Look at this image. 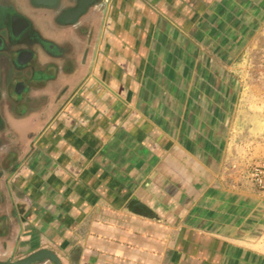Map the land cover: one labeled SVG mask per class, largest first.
Listing matches in <instances>:
<instances>
[{
  "label": "crops",
  "instance_id": "1",
  "mask_svg": "<svg viewBox=\"0 0 264 264\" xmlns=\"http://www.w3.org/2000/svg\"><path fill=\"white\" fill-rule=\"evenodd\" d=\"M261 22L264 0H110L83 64L48 37L38 96L9 115L0 260L264 264V137L236 132L234 74Z\"/></svg>",
  "mask_w": 264,
  "mask_h": 264
},
{
  "label": "flooded vegetation",
  "instance_id": "2",
  "mask_svg": "<svg viewBox=\"0 0 264 264\" xmlns=\"http://www.w3.org/2000/svg\"><path fill=\"white\" fill-rule=\"evenodd\" d=\"M110 0H1L0 6V162L8 158L11 140L9 115L25 98L38 96L34 85L37 67L54 62L48 37L71 40L72 49L62 57L65 64L78 66L85 61L88 49H94L103 27ZM80 38L81 40L79 41ZM85 51L79 61L76 50ZM76 40V41H75ZM15 83L14 90L12 84ZM23 90V91H22ZM13 117V115H12ZM15 119V118H14ZM15 138V144L21 143ZM1 173V172H0ZM29 256V255H27ZM25 256V257H27ZM25 257L14 259L20 260ZM5 259V260H7ZM3 261V260H2ZM31 264H52L34 261Z\"/></svg>",
  "mask_w": 264,
  "mask_h": 264
},
{
  "label": "rangeland",
  "instance_id": "3",
  "mask_svg": "<svg viewBox=\"0 0 264 264\" xmlns=\"http://www.w3.org/2000/svg\"><path fill=\"white\" fill-rule=\"evenodd\" d=\"M260 25L245 40V43L240 45L235 59L237 68L234 72L237 82L236 98L238 99L235 117L236 132L242 138H251L252 140L264 137V134L255 136L240 126L242 125L241 120H244L246 115L260 114L264 116V26L262 28V22ZM258 166L262 165L252 168L250 178L251 184L262 190L261 185L253 176Z\"/></svg>",
  "mask_w": 264,
  "mask_h": 264
},
{
  "label": "water",
  "instance_id": "4",
  "mask_svg": "<svg viewBox=\"0 0 264 264\" xmlns=\"http://www.w3.org/2000/svg\"><path fill=\"white\" fill-rule=\"evenodd\" d=\"M0 6H1V0H0ZM241 126L243 129H245L247 132H249L252 135H259L264 134V116L260 114H250L246 115L244 120H241ZM34 261H50L52 264H63L60 260L59 256L54 253L50 249H41L38 250L29 256L20 259V260H13L12 258H9L7 260H0V264H31Z\"/></svg>",
  "mask_w": 264,
  "mask_h": 264
},
{
  "label": "built area",
  "instance_id": "5",
  "mask_svg": "<svg viewBox=\"0 0 264 264\" xmlns=\"http://www.w3.org/2000/svg\"><path fill=\"white\" fill-rule=\"evenodd\" d=\"M253 176L258 181V183L261 185L262 189H264V165L258 166L255 169Z\"/></svg>",
  "mask_w": 264,
  "mask_h": 264
}]
</instances>
